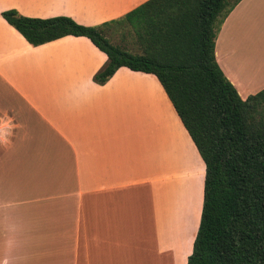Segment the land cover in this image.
Masks as SVG:
<instances>
[{
    "label": "crops",
    "instance_id": "0c3cea01",
    "mask_svg": "<svg viewBox=\"0 0 264 264\" xmlns=\"http://www.w3.org/2000/svg\"><path fill=\"white\" fill-rule=\"evenodd\" d=\"M145 1L0 0V264H187L205 164L156 76L97 84L89 38L33 46L1 15L97 25ZM214 53L241 98L264 88V0L234 5Z\"/></svg>",
    "mask_w": 264,
    "mask_h": 264
},
{
    "label": "trees",
    "instance_id": "16d2710c",
    "mask_svg": "<svg viewBox=\"0 0 264 264\" xmlns=\"http://www.w3.org/2000/svg\"><path fill=\"white\" fill-rule=\"evenodd\" d=\"M239 0H146L83 25L68 16L1 12L29 44L85 36L107 56L93 80L121 66L156 76L205 164L200 221L187 264H264V88L241 98L215 58L220 27ZM127 26L138 52L112 43Z\"/></svg>",
    "mask_w": 264,
    "mask_h": 264
},
{
    "label": "rangeland",
    "instance_id": "374dc122",
    "mask_svg": "<svg viewBox=\"0 0 264 264\" xmlns=\"http://www.w3.org/2000/svg\"><path fill=\"white\" fill-rule=\"evenodd\" d=\"M233 1L234 0H230V2H233ZM131 32L132 31L127 26H125V25L122 26L119 24H112L107 29L108 36L111 39L112 43H117L120 46H124L126 48L133 50L134 52H138L139 51L138 47L134 43V37L132 36ZM231 69L233 71V74L237 78L242 80V82H244L245 78H250L249 73L248 72L245 73V71H247V70H243L244 68H243L241 60H237V62L233 63ZM247 81L244 83L246 86H249L251 83L247 82ZM261 82H264V78L261 79V81L259 83H261ZM176 226H177V223L175 224V227ZM175 229H177V228H175Z\"/></svg>",
    "mask_w": 264,
    "mask_h": 264
}]
</instances>
